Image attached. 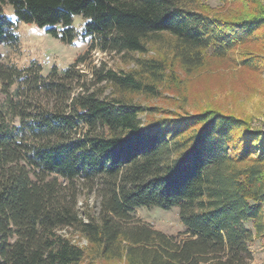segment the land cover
Returning a JSON list of instances; mask_svg holds the SVG:
<instances>
[{
	"label": "trees",
	"instance_id": "1",
	"mask_svg": "<svg viewBox=\"0 0 264 264\" xmlns=\"http://www.w3.org/2000/svg\"><path fill=\"white\" fill-rule=\"evenodd\" d=\"M219 1L0 0V50L19 46L18 23L71 44L80 15L82 36L99 50L144 55L167 35L185 69L210 55L263 71L264 0ZM2 59L10 87L25 81L39 98L21 101L18 85L19 99L0 107V264H96L63 228L128 264H249L251 242L264 236V129L214 109L143 120L147 108L129 96L175 81L165 57L137 59L138 70L95 69L115 96L72 95L84 56L48 75L36 62L19 69ZM96 181L100 212L83 217L75 189ZM152 206L180 208L184 236L134 222L135 209Z\"/></svg>",
	"mask_w": 264,
	"mask_h": 264
},
{
	"label": "rangeland",
	"instance_id": "2",
	"mask_svg": "<svg viewBox=\"0 0 264 264\" xmlns=\"http://www.w3.org/2000/svg\"><path fill=\"white\" fill-rule=\"evenodd\" d=\"M213 8L223 6L219 0H206ZM6 13L10 18L14 17L13 10L7 7ZM226 12L227 9L221 10ZM14 19V18H13ZM73 23L77 36L74 42L66 44L59 38H53L46 32V28H38L31 23H18V36L20 39L17 47H2V63L14 64L19 69H25L33 62L43 68L42 75H48L55 67L60 71L68 68L79 56H84L86 61L78 65L83 74L79 84H75L72 95L84 91H95L103 96H115L114 89L106 82H98L93 76L95 69L101 66L116 69L118 71L139 69L137 59L144 57H165L169 66L168 72L175 76V81L159 86L157 95L132 94L129 96L135 103L147 108V112L141 115L144 120L149 113L153 116H164L175 113H196L205 109L221 110L227 114H234L243 119H248L252 126L264 129V69L263 71L243 67L232 56L215 58L210 55L205 63L198 68L185 69L180 60L175 57L169 37L164 41L148 45L149 51L144 55L139 53L107 52L94 48L92 38L89 35L82 36L85 19L75 15ZM258 47V45H255ZM20 85L21 101L29 100V96L37 100L39 97L30 94L27 90V82H19L10 87L9 83L0 76V107L9 99H19L13 96L14 89ZM101 183L96 181V187L88 186L80 182L75 189L78 197V211L83 217L98 214L100 211L101 197L98 189ZM134 212V222H144L169 235L179 238L184 236L186 230L180 219V208L161 209L156 206L149 208H137ZM133 222V223H134ZM253 228V223L249 224ZM76 244L87 249L88 262L94 260L96 264H128L126 256L121 258L99 257L95 253L94 246L89 243L79 231L72 228H63L60 231ZM252 260L249 264H264V236L255 237L250 244Z\"/></svg>",
	"mask_w": 264,
	"mask_h": 264
}]
</instances>
